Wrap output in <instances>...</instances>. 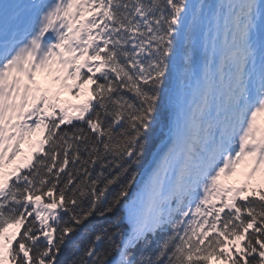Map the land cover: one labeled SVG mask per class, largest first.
I'll return each mask as SVG.
<instances>
[{
    "label": "snow or ice",
    "instance_id": "snow-or-ice-1",
    "mask_svg": "<svg viewBox=\"0 0 264 264\" xmlns=\"http://www.w3.org/2000/svg\"><path fill=\"white\" fill-rule=\"evenodd\" d=\"M53 65L94 85L75 116L36 83ZM262 118L264 0H0V264H59L96 216L73 264H264V188L221 184L264 167Z\"/></svg>",
    "mask_w": 264,
    "mask_h": 264
},
{
    "label": "rangeland",
    "instance_id": "rangeland-1",
    "mask_svg": "<svg viewBox=\"0 0 264 264\" xmlns=\"http://www.w3.org/2000/svg\"><path fill=\"white\" fill-rule=\"evenodd\" d=\"M69 71H71V69L61 70L59 65H53V70L50 74L47 71L37 73L36 83L41 88L42 92L50 97L51 102L57 105V113H59L61 108H66L69 114L75 116L76 111L71 106L82 104L90 97L91 93L88 91L86 85H83L82 88H77L76 85L81 83V81L68 77ZM82 71H86V69H82ZM56 77H59V79L57 80ZM77 93H80V95L78 96ZM36 95H40V93H37ZM15 122L16 120L14 118L13 123ZM21 122H23V120H21ZM44 134L43 131H38L34 133L31 138H25V142L21 145L23 156H17L13 163L6 164L3 171L5 173L10 172L17 164H21V168L23 169V164L21 163L23 157L28 156L32 151H35V148H30L29 145H35ZM253 166V160L246 157L241 163H239L237 174L224 187L236 188L237 186L243 187L247 184L249 189H258L260 186H263L264 167H261L254 176L249 178L248 174Z\"/></svg>",
    "mask_w": 264,
    "mask_h": 264
},
{
    "label": "trees",
    "instance_id": "trees-1",
    "mask_svg": "<svg viewBox=\"0 0 264 264\" xmlns=\"http://www.w3.org/2000/svg\"><path fill=\"white\" fill-rule=\"evenodd\" d=\"M90 86V92L92 91V88L94 87V85L88 84ZM130 95V94H129ZM63 127V126H62ZM154 144V142H153ZM153 149V146L149 149L148 153L146 154L145 158L143 159L141 165L135 169V171L141 175V171H143V168L145 167L144 164L148 163V158L149 155L151 153V150ZM72 168V165L69 164L68 166H66V171ZM97 173L100 171L99 168H97L95 170ZM108 172H105V175H108ZM63 175V174H62ZM100 187H103V185L101 184ZM111 197H109L110 199ZM48 202V198L47 197H43L42 198V203H46ZM57 211L59 212L60 210L57 209ZM223 215H221V218L223 219ZM32 218L29 217L28 221H30ZM65 219H67V217H65ZM90 219V223H88L86 226L83 227H78L77 231L75 232V234L72 236L71 242L68 244L67 247L63 248L61 253L58 255L57 259L59 261V264H73V261H79V259L83 256V253L86 249V247L88 246L91 237L93 235V233L98 230L100 227H107L108 226V220L105 219L104 217H100V216H96L94 218H89ZM28 221L25 222V224L28 223ZM49 223H52V221H49ZM40 227V223L39 221H37V228ZM23 228H17V227H10L5 235L6 236H13L14 238V242L16 239L19 238V234L22 233ZM251 231V230H250ZM15 234V235H13ZM39 235V233H38ZM57 234L53 233V236L55 237ZM41 244L45 243V238L40 235V240L38 241ZM5 264H10V261H5ZM210 264H230L229 261H217L215 258H213L210 261Z\"/></svg>",
    "mask_w": 264,
    "mask_h": 264
}]
</instances>
